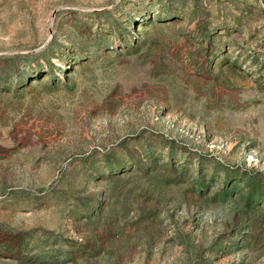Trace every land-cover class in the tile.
<instances>
[{
  "label": "rangeland",
  "instance_id": "374dc122",
  "mask_svg": "<svg viewBox=\"0 0 264 264\" xmlns=\"http://www.w3.org/2000/svg\"><path fill=\"white\" fill-rule=\"evenodd\" d=\"M0 264H264V0H0Z\"/></svg>",
  "mask_w": 264,
  "mask_h": 264
}]
</instances>
